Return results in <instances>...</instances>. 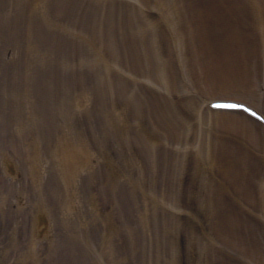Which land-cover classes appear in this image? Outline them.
<instances>
[{"label":"bare ground","instance_id":"1","mask_svg":"<svg viewBox=\"0 0 264 264\" xmlns=\"http://www.w3.org/2000/svg\"><path fill=\"white\" fill-rule=\"evenodd\" d=\"M42 1L44 0H0V264H46L47 259L49 262L52 257L54 264H115L119 257L133 264L131 253L122 242L124 235L129 237L130 245L137 250H144L143 253L150 258H155L159 257L157 247L146 244L145 240L148 237L150 241L151 234L156 232L162 237L155 240L156 243L153 244L156 246L167 243V234L171 237L176 233L178 239L185 236L188 241L193 236L191 242L195 240V246L190 244L191 253H187L186 257L190 255L189 258L195 259L202 255L200 260L206 264L211 263V256L206 248L201 249V245H206L209 241L218 248L232 249V259H237L238 264H243V260H256L259 264H264V222H253L251 217L248 218L250 215L247 216L241 210L226 214L229 221L222 220L217 212H212L214 204L211 202L220 196L219 193L212 200L208 199L210 203L200 197L197 191L193 193L186 201L187 204L194 202L192 214L190 210L187 214L186 203L182 206L169 204L172 207L169 211L166 203L157 209L153 200V192L158 188L153 183L154 177L148 172L144 173L142 169L137 173L134 163H131L132 138L141 139L142 143H135H138L139 148L143 147L144 151L141 149V152H146L150 159L156 151L163 149L165 142L171 141V137L178 138L179 141L186 137L175 135V128H180L173 120H170L174 124L172 129L163 125L167 122V116L165 111L160 112L158 100L154 103L150 100L149 90L143 87L144 90L139 91L140 85L145 83L143 78L153 75L155 79L154 75L158 72L155 68L149 69V65L143 62L136 43L126 45L125 52L119 43V46L115 45V41L127 36V30L130 29L131 33L136 31L137 21H133L129 7H119L114 0H97L96 5V1L92 0H54L52 12L45 9L44 13L37 14L40 8L37 3ZM192 2H189V7L193 6ZM216 2L221 3L225 9L219 15L212 13L211 7H215ZM253 2L251 10L246 7L248 11H245L237 8V0H214L212 3L215 5L206 8V15L199 12L194 17L199 25L194 32L202 39L198 46L201 50L199 53H209V64L211 62L217 67L213 69L210 65L211 70L208 67L212 80L207 79V86L211 83L222 84L219 91L210 90L209 97L202 101L203 106L207 103L211 108L209 112L202 108V114L206 113L208 116L205 128H223L225 131L216 130V134L223 135L224 138L226 135L232 136V140L238 136L241 143L237 148L231 140L223 144L210 139L213 147L206 141L202 153L216 158L217 151L229 150L233 156L230 162L234 161V164L233 168L228 167L226 175L229 184L237 191H241L243 185L245 189V184L250 185L251 182L252 185H258V189L264 190V169L260 176L248 172L249 168L244 171L239 169L242 175L238 184L235 178L238 159L240 158L244 167V164L249 163L240 156L244 149L253 151L257 147L264 152V88L257 93L258 98L254 99V90L251 88L253 80L258 85L264 81V0ZM30 3V10L27 8L24 11ZM91 6L93 11L99 8L103 14L95 12L93 17H89L87 12ZM11 7L14 8L13 11ZM125 8L129 14L125 12ZM77 9L81 15H75V19L81 27L72 30L69 26L66 27L60 16ZM226 23L229 31L225 33L224 28L222 35L217 37L214 31L222 29ZM102 24L108 28L103 29ZM52 25L57 29L52 30ZM25 27L27 29L24 30ZM88 33L91 37L89 39L86 36ZM28 35H32L36 42L30 40ZM70 36H77L83 44L94 49L91 48L96 52V59L91 61V67L94 70L97 68L103 85L114 84L109 89L108 103L99 106L100 110L96 108L97 115L84 112L89 110L88 99L93 90L92 84V87L89 86L85 79L91 67L84 62L81 63L85 64V68L72 66L75 45L69 41ZM23 37L26 40L23 41ZM183 40L185 38H181L180 42ZM103 41L112 46L113 64H110L108 56L95 47L102 45ZM128 52L135 53L134 62L129 57L125 59ZM118 61L125 64L128 69L126 71L132 76L126 72L125 75L122 72L119 75L115 73L116 65H120ZM41 64L45 66L44 69ZM250 70H253L252 73ZM126 75L131 77L126 78ZM183 80H186L185 76L181 83L173 77L161 81L167 86L164 87L166 94L171 92L172 100L185 97L186 92L179 91V86L186 90L189 81ZM223 83L227 86L223 87ZM248 93L253 95L254 101L242 100ZM116 96L121 98L120 102L125 103L123 109L127 110L128 106L131 108L130 121L120 113L122 107L118 110L114 106ZM183 101L184 104L174 110L175 116L201 113V108L193 100L189 101L186 97ZM174 105V108H178V104ZM92 107L94 108L91 106V109ZM204 115L203 117L206 116ZM88 125L92 138L84 133ZM128 127H133L135 138L127 133ZM164 127L167 131L163 133ZM147 130L152 132L151 136ZM143 133L145 138L141 136ZM111 140H114L113 145L117 150L127 151L124 152L125 156L121 155L119 158L118 155H113L116 150L108 144ZM101 154L110 162L118 161L119 158L122 167L130 159L131 165L127 170L134 167V171H126L133 175L127 177L128 174H125L128 182L118 184L117 187L113 173L115 168L112 167L106 169L103 176L100 175L102 168L96 162ZM151 160L154 164L155 161ZM218 165L224 166L221 159ZM137 180H140L141 187ZM92 181L98 185L99 194L105 191L102 203L98 200L99 197H95V192L89 189ZM173 184L169 179L158 188L162 198L169 192L170 197L167 199L170 202L174 201L176 193L169 191ZM246 191L250 193L252 188L249 187L250 192ZM107 192L109 195H106ZM246 199L248 204L264 208L261 206L264 198ZM260 215L264 217L263 213L257 217ZM149 216L153 220L151 223ZM168 216H171L170 219ZM177 216L179 221H176ZM245 218L252 223H247ZM171 224L177 226L175 231L179 229V233L171 231ZM245 228L249 231L246 232ZM206 235V238L198 240ZM219 239L229 244L219 242ZM237 251L239 253H235ZM249 255L250 258L247 259ZM227 256L223 251L217 256L215 254L219 259L224 257L226 260ZM173 260H170V264H180V260ZM229 262L232 263L231 260Z\"/></svg>","mask_w":264,"mask_h":264},{"label":"rangeland","instance_id":"2","mask_svg":"<svg viewBox=\"0 0 264 264\" xmlns=\"http://www.w3.org/2000/svg\"><path fill=\"white\" fill-rule=\"evenodd\" d=\"M53 1L54 0H44L42 1L43 3L38 2L37 5H39L40 8L37 14L44 13L43 10L45 9H46L45 11L50 10V12H52L51 7L53 4ZM76 1H79V0H76ZM88 1L90 2V0ZM191 1H193L192 2L193 6L189 7V2ZM213 1L214 0H211V2L210 0H197V1L196 0H114V2H116V4L119 7L120 5L122 6L125 5L126 7H129L130 13L133 14V11H134L136 15L131 14V16L133 18V21H137L136 31L131 33L130 29L127 30V33L125 32V35L127 36L121 38L120 40L118 39V41H115V45L117 46L121 45L120 48L125 52V49H124L125 46L128 45L129 43L135 42L137 49L139 50L138 54L141 55V59L143 60V62L149 65V69L152 68L154 70L155 68L156 72H158L157 75H154L156 77L155 79L153 78V75H149L148 77L143 78L145 83L142 86L140 85L141 89H139V91L140 90L143 91L144 90L143 87H145V90H149L150 100L153 103L155 100H158L160 112L165 111L164 113H165V116H167V119H166L167 122H165L166 124H163V125L165 127L167 125V127L169 128L171 127L172 129L174 124L172 123V121L170 122V120H173L177 124L176 126L180 128V129L175 128V131L177 132V133L175 132V135H177V137H180V135L186 137L183 139V141L181 140L179 141L178 138L175 139L171 137L170 142H165V144L162 145L165 151L163 149L156 151V153L153 156H151V158L155 161L153 164L151 158L148 159L149 157L147 156L146 152H141L142 150L144 151L143 147L139 148L137 146L138 143L140 142L142 143V141L140 138L139 140L135 138V131L133 127H130V128L128 127L127 133H131L130 135L131 136L134 135V138L136 139L135 140L132 138L133 142L130 143V150H131V157H132V158L130 157L132 159L131 163H134V167L137 173L140 172V170L142 169L144 173L148 172L149 174H151V177L152 176L154 177L152 178L153 183L155 182L158 188H160L159 186H161L162 182L165 183L166 180H169V179H171V181L174 183L173 185H171L170 190H169V191L172 190V192L174 191L176 192L174 193L175 194L174 201L170 202L168 200L170 197L169 192H167V194L163 198L161 196L160 189L157 188L155 189L156 191L153 192V196L155 195L153 200L155 202V206H157V209H159L158 206L164 205L165 203L168 205L170 204V205H177V206H182L186 203L185 206L188 205L186 206L187 214H189V210H190V214H192L194 202L193 204H190V203L187 204L186 201L190 197H192L193 193L197 191L200 197L206 199L207 203H210L209 200H212L214 196H218L217 194L219 193L220 196L214 199V201L211 203L214 204L212 205L213 206L212 212H217L222 217V220L229 221L228 217H226L228 215L226 214H230V213L234 214V212H238V210H241V212L242 211L244 213L246 212L247 216L250 215L248 218L251 217V220L253 222L255 223L259 222L260 224H263L264 217H261V215L260 217H257V216L258 214H261V213L264 214V208H260L256 205H253L252 203L248 204L249 201L246 198H249V200L255 199V198L259 200L261 198H264V190L258 189L259 187L258 185L256 186V184L252 185L251 181H250L251 182L250 185L248 183L245 184L247 185L245 186L246 187L245 189H244V185L242 184L243 185L242 188L244 190L241 189V191H237L234 188V186H231V184H229L226 172L228 171V167L233 168V164H234V161L233 163H231L233 160V156L231 155L229 150L228 151L223 150L222 152L217 151L216 158L207 153H205V155L202 153L206 141H209L208 143H211L210 145L212 147H213L212 141H219L220 143L227 144L228 141L230 142V140L232 144H235L237 146V148L241 146V143L238 141V138H239L238 136H237L238 138L236 137L234 138V140H232L231 139L232 136L229 137V135H226V137L224 138L223 135L219 136L216 134L218 130L219 132H221L222 130L225 131L223 128H216V127L212 128L210 126L209 128L206 129L205 123H206V119H208V116L206 115V113H205L206 116L202 114L203 107L206 109L205 112H209V110H211V108L208 106L209 104L206 103V105L203 106L202 101L209 97L208 93L210 90L213 91V89H216V91H219V89H221L220 87L222 86V84L211 83L210 85L207 86L208 84L207 79L209 78L210 80H212L211 74L208 73L209 68L211 70V66L213 67V69H217V67L213 66L211 62L209 64V58H210L209 53H204V52L199 53L201 52V50L199 49L198 46H199V43L202 41V39L201 37L196 36L197 34H195L194 32L196 29L199 28L198 27L199 25L196 24V21H195L197 18H194V17L198 15L199 12H203L204 15H206L207 14L206 8L211 7L212 5H215L214 3H212ZM222 1L223 0H221V2ZM227 1L228 0H226V2ZM253 1L254 0H237V3H235V5L237 6V8H241L242 10L245 9V11H248L246 7H249V11H250L251 10L250 8H252L254 4ZM92 2H95L94 5L98 3L97 0H92ZM194 4L196 5L194 6ZM216 4L217 5L215 7H211L213 11L212 13H216L217 15H219L220 12L222 13L223 11H225V9H223L221 3L216 2ZM27 5L28 6L27 7L25 6L26 8L24 9V11L28 10L27 8H29L30 10V5L32 6L31 3ZM88 8H89V11L87 12V15L89 17H93V13L95 12H98L99 14H103V11H101L99 8H96V11L92 10V6ZM11 10L13 11L14 8L11 7ZM54 11H56L55 6H54ZM79 11L80 10L77 9V11H74V12H65L60 16L62 18V21L66 25V27L69 26L72 30H77L78 28L81 27L80 24L78 25L76 23V19H75L76 17L75 15H81V12ZM125 12L129 14L126 8H125ZM92 22H93V19H92ZM227 25L228 24L226 23V25H224L222 29L214 31V34H216L217 37H220L222 35L221 32H223L226 29ZM106 26L105 24L101 25L103 29ZM51 27H52V30L57 29L55 28L54 25H52ZM25 29H27V27H25L24 30ZM97 31L99 30L97 29ZM228 31L229 29L228 30L226 29L225 33H227ZM69 34H67V36H69ZM24 35L26 34L24 33ZM86 36L88 39L91 38L89 36V33L86 34ZM28 38L30 40L35 41V38L33 39L32 35H28ZM181 38L182 39L185 38V41L183 40L182 42H180ZM21 39L24 41L25 38L23 37ZM194 40L196 41L194 42ZM69 41L75 45L74 46L75 49L73 52L75 53L73 54L75 57H73L74 59H72L71 61L73 64L72 66H80V67L85 68V64H86L90 68L91 61L96 59L94 57L96 53L95 51H93L94 49L92 47H89V45L87 44L86 45L83 44L77 36H74V37L70 36ZM95 47H98V50L100 53H102L105 56H108L110 64H113L114 59H113V55L111 56L112 52L110 49L112 46H109V44L103 41L102 45L100 44V46L97 45ZM126 54L127 55L125 56V59L129 57L130 61L131 60L133 62L135 61L134 59L135 53L132 54L131 52H128ZM68 58H67V61L69 63L70 60ZM122 59L124 60V58ZM81 62H84L85 64L84 63L82 64ZM118 63L120 64L119 61ZM157 66L159 67L158 69H157ZM43 67L45 66L42 65V68ZM116 67L117 68L115 70V73H117V75H119L121 72L124 75H125V72L130 74L129 71L128 72L126 71L128 69L126 68L124 63L120 65H116ZM91 68H90L91 70L90 72H87V73L85 72L87 74L85 75L86 83L89 86H91V84L93 86V87L91 86L93 89L91 90L92 94L91 96H89V99H88L90 101V106L88 107L90 111L86 110L84 112H86L88 115L90 113L93 115H97L96 113H98L97 112L98 110L96 111V108L98 109L99 106L102 107L101 105H106L108 103L107 101L110 98L109 89H110V86L114 87V84L110 83V84L103 85V82H101L100 75L97 71V68L96 70H94V68H92L93 69L92 70ZM251 68L253 69V66H251ZM250 71L252 73L253 70H250ZM130 75H126V78H128V76ZM184 76L186 80H183V81H186V82L189 81L188 88L185 90V89H181L182 87L179 86V91L186 92L185 93L186 95L185 97L182 96V97H177V98L182 99L184 97L183 99H185L187 97L189 101L193 100L195 103L199 105V108H201L200 114H198V112L197 113L192 112V113H189V115L191 114L190 116H184L186 118L179 117V115L175 116L173 114L175 109L180 108L179 107L180 104H184L183 99L177 100V98H175L174 100H172L173 97L172 98L170 97L171 92H169V94H166L167 92H165L164 87H167V86H164L165 84L161 83V81L164 82L165 80L170 79V77H173L175 79L177 78V80L180 81L181 83V80L184 78ZM110 77H112V74L110 75ZM82 78H84V76H82ZM28 81H30V79ZM195 82L196 84H194ZM223 84H224L223 87L227 86L225 83ZM178 85L179 83L177 84V86ZM95 88H97V90H95ZM251 88L254 90L253 92L254 96L248 93L245 97H242V100L251 102V100L254 101L253 100L254 98H258L257 93L262 88H264V81L259 82V85H258L257 81L255 82V80H253ZM212 94L214 93L212 92ZM252 96H253V99H252ZM120 100L121 98L119 96H116L115 102L113 104L118 110H120V107H122V109L120 110V113L122 114L123 117H125L128 121H130L131 116H132V112L130 111L131 108L128 106L126 108L127 110L123 109V106L125 105V103L120 102ZM174 104H178L176 105L178 106V108H174L175 106ZM91 106H94V108L92 107L93 110L91 109ZM168 110L169 112L167 113ZM203 115L205 117H203ZM77 117L79 116L77 115ZM98 117L100 119V116ZM88 126L85 127L86 132L84 133H86L87 136H90V138H92L90 126L89 127ZM189 129L191 132L189 131ZM165 130L167 131V128L163 130V133L165 132ZM147 131H148L149 136H151L152 132L149 130ZM141 136L145 138L144 133ZM210 139H213V140L211 141ZM111 141L112 142H109L108 144L114 147L113 145L114 140H111ZM135 141L138 143H135ZM114 150L116 151L113 155H118L119 158L121 155L125 156L124 152H127L126 150H123L122 152H120L119 150H117L116 147H114ZM242 152L243 153H240V156L246 159L249 163L244 164L245 165L244 167L242 165V161H240L239 160L240 158L238 157L239 162L237 163L236 166L234 165L235 169L237 170V174L235 176L237 180L236 181L237 184L240 181V178L242 175L239 169L244 171L245 169L247 170L249 168L248 172H253V174L256 176L259 174L262 175V170L264 169L263 167L264 166V152L263 151L259 150V148L256 147L255 149H253V151L251 150L248 151L244 149ZM163 153L165 154V156H163ZM119 158L117 159L118 161L110 162L109 160L104 158L103 154H101L100 159L97 158L99 160H97L96 162L97 166H101L102 168L101 173H100V175L102 176L104 175V171L107 172L106 169L111 168V167L115 168V170H113L114 171L113 173L115 175V179H116L115 185L117 187H119L118 184H123L126 181L128 182V178L126 179V176L127 177L133 176L132 173L129 174V173H126V171H129L130 169H133L134 171V167L127 170V167L131 165L129 163L130 159L127 163L125 162L123 164L124 167H122L120 165L121 162L119 161ZM220 159L221 161H223L224 166L218 165ZM109 163L111 164L109 165ZM260 164H262L261 168H260ZM121 168L123 170H121ZM117 173H119V175ZM125 174H128V175L125 176ZM176 175H177V178H176ZM95 176L98 177L97 174ZM98 178L100 179V177ZM255 179L257 180V178ZM136 182L138 183L139 187H141L140 180H137ZM227 182H228V185L226 184ZM258 182L259 181H257V183ZM104 185L106 184L104 183ZM97 186L98 185L92 181V183L90 182L89 189L92 190L93 193L95 192L94 193L95 197L96 198L99 197L98 200L101 202L102 199H104L105 197V191H103V193H100L101 194L100 195L99 190H97ZM249 187L252 188L251 192L249 191ZM246 189L250 193H247ZM106 195H109V193ZM256 195H258V197H256ZM262 204L263 205L261 206L264 207L263 201H262ZM170 205L167 209L168 211L170 208H172ZM206 206L208 208L209 205L206 204ZM149 207L150 206H148V209H150ZM208 210L210 209L208 208ZM170 217L171 216H168V219H170ZM248 218H245V221L247 223L251 222V220H249ZM117 219H121V218H117ZM151 219L152 218L150 217V220ZM152 221L153 220H151L150 223ZM176 221H179L178 216H177ZM118 223H120L119 220H118ZM153 227L155 226H152V228ZM247 227L249 228L248 225ZM169 228H171V231L179 233L178 232L179 229L175 231L177 226H174L171 224ZM245 231L247 232L249 230L245 228ZM197 234L199 233L197 232ZM151 236H152L151 237L152 239L149 241L147 237L148 241L145 240L146 241L145 243L150 244L153 247H157V252H159V257L157 256L155 258L153 257L150 258L148 254L143 253L144 250L142 251H140V249L137 250L135 246L130 245L129 237L127 235H124L122 242L126 245L125 249L131 253L133 264H170L171 259L180 260V264H206L205 262L200 260L203 258L202 255L195 257V259L194 258L191 259V257L189 258L190 255L186 257L187 253L188 254L191 253L190 251L191 246H195V240L191 242L192 239H194L193 236H190L189 238L191 240L188 241L185 236H183L182 238L180 237V239H178V236L176 233L171 237L169 234H167L165 236V240L167 243L163 245H159V246L158 245L156 246V244H153L155 240H157L158 238L159 239L162 238L159 235V233L156 232L153 235L151 234ZM206 237L207 235L204 236L203 238L199 237L198 240L204 239ZM220 241L224 242V244L227 243V241H224L222 239H219V242ZM178 243L180 244L181 247L180 246L178 247ZM227 244H229V242ZM183 247H185L187 250L185 251ZM201 247H202L201 249L206 248L208 255L211 256L209 257V259L211 260V263L209 264H238L236 261L237 259H232L234 255V251L232 249H228L226 247L218 248L216 247L215 243L211 241H209L208 244L206 245H201ZM180 250H181V253H180ZM222 251L223 253L226 252V254H228V256L226 257V260L223 259L224 257H221V259L215 257V254L217 256ZM235 253H239V251ZM179 255H180V258H179ZM235 256H238V254H236ZM52 258L49 262L47 259L46 264H49V263L54 264L52 262L53 260ZM249 258H250V255L247 259ZM229 260H231L232 263L229 262ZM263 260H264V257H263ZM241 261L242 260H240V262ZM243 261H244L243 264H259L256 260L254 261L253 260L251 261L243 260ZM27 264H30V263H27ZM40 264H45V263L40 262ZM115 264H132V263H129V261L127 260L125 261V259L124 260L120 259L119 257V261H115Z\"/></svg>","mask_w":264,"mask_h":264}]
</instances>
